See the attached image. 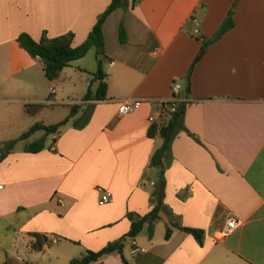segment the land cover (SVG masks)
<instances>
[{
	"label": "crops",
	"instance_id": "1",
	"mask_svg": "<svg viewBox=\"0 0 264 264\" xmlns=\"http://www.w3.org/2000/svg\"><path fill=\"white\" fill-rule=\"evenodd\" d=\"M107 2L0 0V101L20 109L24 102L62 101L53 88L45 95L33 91L46 78H36L37 57L15 36L24 31L37 39L42 31L53 36L70 30L75 44ZM228 8L229 0H138L126 10L115 7L101 24L102 52L90 47L59 70L54 79L65 68L69 75L91 73L100 60L105 94L65 101L68 108L78 106L45 133L42 148L13 144L0 158V218L22 219L17 230L30 249L34 231L47 238L40 251L61 240L74 244L77 255L95 250L125 233L129 211L137 217L150 209L151 190L137 183L145 168L152 189L156 171L148 159L160 137L147 136L145 129L149 115L161 119L158 100L177 82L182 128L162 158L161 211L150 235L143 223L123 239L121 255L130 264H264V0H235L232 26L201 46ZM119 21L123 42L117 40ZM126 98L140 102L118 114V101ZM99 187L110 192L107 202H97ZM168 216L201 228V242L175 226L166 238L160 227L154 230ZM227 216L239 222L220 234ZM119 258L110 253L91 264H121Z\"/></svg>",
	"mask_w": 264,
	"mask_h": 264
},
{
	"label": "trees",
	"instance_id": "2",
	"mask_svg": "<svg viewBox=\"0 0 264 264\" xmlns=\"http://www.w3.org/2000/svg\"><path fill=\"white\" fill-rule=\"evenodd\" d=\"M138 0H108L103 9L95 16L94 21L87 30L85 36L77 43L73 44V33L70 30L65 32L47 36L42 31L37 39H33L28 33L20 31L15 36V41L19 47L24 49L30 56L37 57L41 64L43 75L46 79L54 78L59 70L67 65L71 60L82 56L88 48L92 47L96 52H102L103 39L101 33V24L105 16L115 7H121L126 10L136 4ZM235 0H232L229 8L227 9L225 16L218 24L214 33L201 40V46H205L214 38L219 36L222 32L232 26V6ZM117 40L123 42L125 40V31L121 21L117 24ZM104 71L100 67V60L95 70L92 72V76L88 81L84 92L80 95V99H102L105 94V81L103 80ZM185 92L188 90V82L186 80L184 86ZM50 102H24L21 106V111L24 115H34L43 106ZM184 101L178 100L175 102L172 110H167L164 105L161 106V119L149 121L145 134L149 137L158 135L160 137V143L156 146L148 159V165L155 168V180L150 183H154L151 189V195L153 204L148 211L137 217H132L127 213L129 218V225L123 235H120L116 239L109 240L100 246L98 249H84L79 255L71 256L66 264H91L100 260L103 256L109 253H118L121 259V264H130L121 255L122 242L125 237H133L140 230L143 223L147 225V234L152 232V225L154 220L158 217V210L162 207V185L163 178L161 173V162L163 156L167 153L170 141L173 135L182 128V113H183ZM77 103L69 104L67 113L60 119L51 123H42L40 121H34L26 129L21 131L17 137L11 138L0 143V158L11 149L12 145L17 139L25 138L35 129L41 128L45 133L55 131L71 114H73L77 108ZM43 147L42 138H36L28 142L23 149L26 151H36ZM143 181L141 180V183ZM171 226L183 229L189 232L193 238L200 243L202 239V229L197 227L184 226L178 223V221L171 216L167 217V224L165 225L163 237L166 238L169 235ZM33 236V240L30 243L32 248H40L41 244L47 240L44 235H40L37 232L30 233ZM0 264H5L1 261Z\"/></svg>",
	"mask_w": 264,
	"mask_h": 264
},
{
	"label": "rangeland",
	"instance_id": "3",
	"mask_svg": "<svg viewBox=\"0 0 264 264\" xmlns=\"http://www.w3.org/2000/svg\"><path fill=\"white\" fill-rule=\"evenodd\" d=\"M231 2L232 0H229V6ZM91 49L93 48L91 47ZM75 61L76 60H72L71 63L74 64ZM101 63L102 66L105 65V61H102ZM33 68V72L36 78H38L40 75H43L40 61L37 58L35 60ZM64 71L65 74H63L62 76L56 79H46L44 86L36 87L33 90L35 91L38 89V91L43 92L45 95L48 93V89L52 87L54 89V94H56L55 98H62V101L64 100V102H59V100L56 99L57 102L49 103L43 106L34 115H24L21 112L20 104H18L19 106L15 104L13 106V104H11L10 102L0 101V143L11 138H15L21 131L26 129L34 121L49 123L62 118L68 110V103H66L65 101L77 102L79 100L80 95L85 90L86 84L92 76V72L89 73L86 71L76 70L74 72L75 74L69 75V69L65 68ZM42 137H46L44 130L41 128L35 129L27 137L17 139L14 142V147L19 148L28 141L30 142L33 139ZM42 141L44 146L46 138L42 139ZM149 175L151 176V174ZM149 175L148 170L143 168L141 177L139 178V181L137 183L139 187L144 188L145 190H147V192H149L148 190H151V186L150 184H148ZM141 180L143 181L142 183ZM101 187H99L97 199L104 189H101ZM160 211L161 210L159 208V212ZM129 215L135 217L132 211H129ZM125 216L128 218L127 214H125ZM21 221L22 219L16 216H5L0 218V262L4 261L5 264H27L26 261H28V264H66L67 260L71 256L77 255V251H75L76 246L66 240H61L60 242L49 241L47 243V249L44 248L41 251L37 250L38 248L30 249L26 234H24L22 231L17 230L18 224ZM159 227L160 232H164L165 225L163 226V220L156 221L154 230L159 229ZM143 229L145 233H147L146 223L144 224ZM124 256L128 258L129 254L125 253Z\"/></svg>",
	"mask_w": 264,
	"mask_h": 264
},
{
	"label": "built area",
	"instance_id": "4",
	"mask_svg": "<svg viewBox=\"0 0 264 264\" xmlns=\"http://www.w3.org/2000/svg\"><path fill=\"white\" fill-rule=\"evenodd\" d=\"M192 23H193V28H192V34L196 35L197 33V19L195 17L191 18ZM179 84L177 82H172L170 86V94L165 97L161 98L158 101L160 104L164 105V107L167 110H172L174 108L175 102L179 100L177 96ZM53 89L52 87L49 88V91L51 92ZM49 101V99H47ZM140 102V99L138 98H126L118 101L117 105V113L118 114H124L132 111L135 109ZM149 120H153V117L151 115L148 116ZM110 199V192L107 189H103V191L100 193L99 198L97 199L98 203H104L107 202ZM238 220L232 216H227L224 219V223L221 227L220 234H226L230 232L233 228H235L238 224ZM140 248L134 247L132 250H139Z\"/></svg>",
	"mask_w": 264,
	"mask_h": 264
}]
</instances>
